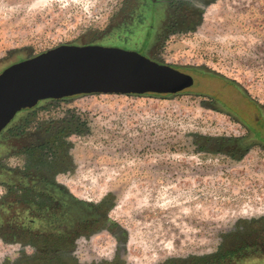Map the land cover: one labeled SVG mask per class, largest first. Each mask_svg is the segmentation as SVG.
I'll list each match as a JSON object with an SVG mask.
<instances>
[{
  "label": "rangeland",
  "instance_id": "374dc122",
  "mask_svg": "<svg viewBox=\"0 0 264 264\" xmlns=\"http://www.w3.org/2000/svg\"><path fill=\"white\" fill-rule=\"evenodd\" d=\"M121 1L0 0V73L62 44L132 38L125 24L110 26ZM202 3L194 20L188 9L169 13L167 26L184 29L169 35L158 58L223 80L193 71V87L173 96L93 94L44 101L18 112L0 133V228L34 227L29 217L35 208L14 199L24 184L34 187L27 201H37L41 193L60 203L50 217H40L42 230H31V237L0 236V264H165L200 258L239 246L243 233H234L235 224L248 221L258 227L247 232L252 235L245 243L263 241L264 151L214 153L218 141L211 139L239 129L225 114L205 108L201 97H221L250 140L264 144L259 115L264 114V0ZM62 122L65 128L57 131ZM61 130L71 134L67 140L57 136ZM55 139L60 142L53 145ZM43 143V149L31 148ZM38 153L51 164V175L61 171L55 181L66 189L42 179L48 173L36 165ZM27 164H33L30 175L21 173ZM105 199L108 218L124 232L116 257L115 236L87 223L93 206ZM79 228L88 236L76 239L72 253L46 262L57 257V249H66L64 235ZM246 259L263 260L264 252Z\"/></svg>",
  "mask_w": 264,
  "mask_h": 264
},
{
  "label": "water",
  "instance_id": "95a60500",
  "mask_svg": "<svg viewBox=\"0 0 264 264\" xmlns=\"http://www.w3.org/2000/svg\"><path fill=\"white\" fill-rule=\"evenodd\" d=\"M193 79L135 52L62 45L0 73V133L15 115L43 100L80 94H171Z\"/></svg>",
  "mask_w": 264,
  "mask_h": 264
},
{
  "label": "flooded vegetation",
  "instance_id": "af4514ba",
  "mask_svg": "<svg viewBox=\"0 0 264 264\" xmlns=\"http://www.w3.org/2000/svg\"><path fill=\"white\" fill-rule=\"evenodd\" d=\"M209 2V0H208ZM204 3H202V0H122L121 3L119 4V8L116 10L114 13L113 17L110 19V26L114 25V22L117 21L116 27H120L123 24H125L129 28V33L132 34V38H121L120 35H117L118 37L115 38V41H108L104 42L102 39L96 38L94 40H90L89 42H86L84 44H77L76 42L72 43H66L62 45H67V46H100L104 48H115V49H121L124 51H133L138 53L140 56L145 57L146 59L150 60L151 62H154L158 65H164V66H169L170 68L177 70L180 73H183L185 75H189L193 79V84L191 87L186 88L182 90L181 92H178L174 95L184 93L190 88L193 87L194 85V76L192 75V72H199L205 76L209 77H214L215 79L218 80H223L221 79L218 75H215L213 73L208 74L205 73L204 70L202 69H190L187 67H180V66H175V65H170L162 62L158 57L164 54V49L162 48V43L169 37V35H174L178 34L183 31V26L181 25H173V26H167L166 20L168 19L169 13H173V10H177V12H180L179 14L182 15V12L184 9H188L189 13L188 17L191 18V20L196 19L197 14L201 9H203ZM194 22V21H193ZM194 23L187 25L186 30L191 31L193 29ZM124 33V32H121ZM124 35H128V33L125 31ZM171 37V36H170ZM59 45V46H62ZM124 46V47H122ZM43 53V52H42ZM41 54V53H39ZM37 54V55H39ZM36 56V55H34ZM34 56L28 57L32 58ZM27 59V58H26ZM18 60L17 62H14L10 64L9 66L19 63L23 60ZM9 66L4 67L3 69L5 70ZM3 70V71H4ZM2 72V71H1ZM236 87V86H235ZM238 89V88H237ZM152 94V93H149ZM198 95L200 93H197ZM80 95H93V94H80ZM80 95H75L71 97H66L62 99H49V100H43L40 102L44 101H51V102H61L65 101L68 99H71L76 96ZM105 95H115V94H105ZM129 95H136V94H129ZM146 95V94H143ZM154 95H171V94H154ZM205 95V94H203ZM173 96V95H171ZM199 97V96H198ZM202 99V105L216 113L220 114H225L226 117L229 120H233L232 124L236 125L239 131L233 130L232 134H228L227 132L224 134H221L217 136L215 139L211 140H216L218 141L217 147L213 152L221 153V152H226L228 153H235L239 152L241 155H243L244 152H248L253 149H259L264 151V144L259 143V142H252L250 140V132L249 130L242 124L241 120L235 115L234 113H231L226 107L221 99L219 97L218 99L213 98L212 95H209L208 97H201ZM38 102L36 106L40 103ZM253 103V102H252ZM251 103V105H252ZM35 106V107H36ZM253 106V105H252ZM33 107V108H35ZM31 108V109H33ZM24 110H30V109H24ZM23 111V110H22ZM262 114V113H261ZM260 115V118H262V122H264V114ZM63 122L58 123L60 125L57 128V131L63 127ZM39 126V125H38ZM42 132V131H41ZM62 136V140H67L71 134H68L67 132H61L57 133V136ZM67 137V138H66ZM54 142V141H53ZM64 142V141H63ZM57 144V143H52ZM52 144H48L51 145ZM43 145H33L31 148L32 149H43ZM52 148V147H51ZM43 151V150H41ZM230 155V154H229ZM234 156V155H233ZM44 157V156H43ZM235 159L238 158V156H234ZM49 162V161H48ZM60 162V161H59ZM52 163V162H51ZM51 164H46L43 166L44 169L47 171V175L42 176V179L47 183V184H52L53 188H57L58 190L60 188H65L61 184L57 183L55 181L56 176L61 172H57L54 175L52 174V169H50ZM39 167V166H38ZM57 186V187H56ZM66 189V188H65ZM8 195V194H7ZM6 196V195H5ZM37 196L39 199L36 201H27V202H21L23 204L30 205L31 207L35 208V215L31 218V222L33 223L34 227H29L25 228L23 225L21 226H16L17 230L24 231V230H42V228H39L37 222L40 219V211L45 210L46 208L50 209V206L52 203V198L49 196H46V194H41L37 193ZM47 197V198H46ZM4 198V197H3ZM69 198H72V195H69ZM110 203L107 199L101 201L98 203V205L93 206L92 210L93 212L91 213V216H89V220H87L88 225H94L97 226V228H101V230H105L108 232H111L115 236L116 240V247H115V252L113 257L117 256V251L119 249H122V240L124 237V232L119 229V227L113 223L109 218H108V211H109ZM42 220L44 218H41ZM252 221H248L246 225H244V222L241 223H236L234 227V233L237 234H242V239L243 242L240 243V245L244 244L246 241L244 240H249L250 236L252 234H248L249 230L251 228H255L256 223H251ZM255 226V227H254ZM7 229L9 228L8 226L6 227ZM94 228V227H93ZM115 228V232L111 231V229ZM65 240H66V249L61 250L60 248L57 249L55 252L57 254V257H49L46 261L48 263H55L57 262V259L60 258L59 254L66 253V254H71L73 251V243L76 242V239L78 237H87L88 233L85 232V230H81L80 228L76 230L72 235L66 234L64 235ZM245 244H250V243H245ZM236 247V246H235ZM232 248V245H229L227 248H220L218 251L211 255L203 256L200 258H194V259H184V260H169L165 264H178V263H183V262H194L198 260H204V259H209L221 252L225 251H230ZM33 250L36 253H38L40 250L37 246L33 247ZM256 252V251H255ZM252 253V252H251Z\"/></svg>",
  "mask_w": 264,
  "mask_h": 264
},
{
  "label": "trees",
  "instance_id": "16d2710c",
  "mask_svg": "<svg viewBox=\"0 0 264 264\" xmlns=\"http://www.w3.org/2000/svg\"><path fill=\"white\" fill-rule=\"evenodd\" d=\"M19 130H21V129H19ZM21 131H23V129ZM54 142L58 143V142H60V140L55 139ZM43 159H45L43 157V155H40L38 153L35 156L34 161H35L37 166L43 167L46 165V163ZM28 162H32V158ZM32 167H33V164H32V166L27 164L25 169L23 171H21V173L23 172V174L30 175V173L33 172ZM23 174H21V175H23ZM31 184H33V182H31ZM20 190H22L21 191L22 194L20 196L16 195L14 197V199L18 200L19 202H27L28 197L32 194V191L34 190V187L32 185H28V183H27V184H24ZM14 192L15 191H13V189L11 188L9 190L8 194L13 195ZM71 200L75 201L72 198H71ZM59 204H60L59 201L52 198L51 205H53V206H50V209L46 208L45 210L44 209L41 210L42 212H41L40 216L50 217V213H52L54 211V209H56L59 206ZM29 218H32V216H30ZM47 232H49V230H47ZM21 233H23L24 235H26V233H28L31 237V230L20 231V230L16 229V226L9 227L8 229L7 228H0V236L1 237L11 236L12 240L17 239V237H19V235ZM255 251L264 252V238H263L262 242L250 243V244L244 243L242 245H239V246L232 248L230 251L221 252V253H219V254H217V255L209 258V259L198 260V261H194L192 263L191 262H183V263H178V264H264V259L260 260V261H255L253 263H250L249 261H247L246 255L248 253L255 252Z\"/></svg>",
  "mask_w": 264,
  "mask_h": 264
}]
</instances>
